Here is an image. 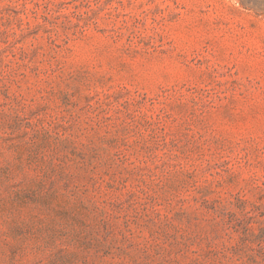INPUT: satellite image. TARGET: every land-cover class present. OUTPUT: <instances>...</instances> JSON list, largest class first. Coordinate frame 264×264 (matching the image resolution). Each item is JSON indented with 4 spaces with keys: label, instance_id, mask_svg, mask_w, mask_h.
<instances>
[{
    "label": "rangeland",
    "instance_id": "rangeland-1",
    "mask_svg": "<svg viewBox=\"0 0 264 264\" xmlns=\"http://www.w3.org/2000/svg\"><path fill=\"white\" fill-rule=\"evenodd\" d=\"M0 264H264V0H0Z\"/></svg>",
    "mask_w": 264,
    "mask_h": 264
}]
</instances>
